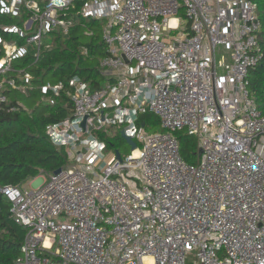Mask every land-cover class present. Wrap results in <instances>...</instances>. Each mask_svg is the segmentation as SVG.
I'll return each instance as SVG.
<instances>
[{
	"label": "built area",
	"instance_id": "built-area-1",
	"mask_svg": "<svg viewBox=\"0 0 264 264\" xmlns=\"http://www.w3.org/2000/svg\"><path fill=\"white\" fill-rule=\"evenodd\" d=\"M0 17L14 19L0 23V109L13 90L36 89L47 103L65 94L73 105L47 128L70 164L1 190L26 228L13 264H264V114L249 87L263 58L254 0H0ZM88 20L106 21L105 86L73 78L35 87L17 62L37 61L54 32ZM106 128L136 148L108 150L96 134ZM182 131L197 137L196 164L181 155Z\"/></svg>",
	"mask_w": 264,
	"mask_h": 264
},
{
	"label": "trees",
	"instance_id": "trees-1",
	"mask_svg": "<svg viewBox=\"0 0 264 264\" xmlns=\"http://www.w3.org/2000/svg\"><path fill=\"white\" fill-rule=\"evenodd\" d=\"M258 5V17L261 22L260 47L263 58L260 64L250 71V92L255 98L258 109L264 114V0H254ZM14 19L0 17L1 22H13ZM79 21L66 36L60 32L53 33L52 49L42 52L35 61L28 56L18 61L34 76V86L48 81L52 76L55 81L69 82L79 78L88 83L92 91L105 86L108 79L103 75L100 65L105 55L102 37L98 36L95 28L100 23L95 20ZM89 30L94 34L89 36ZM101 31V30H100ZM84 36L91 37L89 43H82ZM66 90H69L66 87ZM38 98L34 108L20 105L10 112L9 107L17 106V96ZM9 107L0 109V264H13L19 255L26 236V228L15 222L11 203L1 190L7 186L16 187L41 174L50 175L59 168L70 164L69 154L64 147L55 146L47 134V128L54 123L63 121L71 116L72 102L65 94L53 98V103L42 101V95L36 89L30 93L9 91ZM147 114L142 120L151 128H160L158 118ZM109 129V128H108ZM107 130L98 131V138L107 143V149L114 148V141L120 135L109 133ZM181 155L190 164H196L199 156L197 142L186 131L178 132Z\"/></svg>",
	"mask_w": 264,
	"mask_h": 264
},
{
	"label": "rangeland",
	"instance_id": "rangeland-1",
	"mask_svg": "<svg viewBox=\"0 0 264 264\" xmlns=\"http://www.w3.org/2000/svg\"><path fill=\"white\" fill-rule=\"evenodd\" d=\"M90 21V20H88ZM100 23V26L93 29L96 31V33L98 34V36L102 37V28L104 27V25L106 24V21H99ZM101 30V31H100ZM82 43L84 44H87L90 42L91 40V37L89 36H84L82 39ZM48 81H53L54 78L52 76H49L47 78ZM17 98V101L20 102V104L24 105V106H27L28 108H34L37 104H38V98L36 97H32V98H25L24 95H21L19 94V96L16 97ZM156 118V117H155ZM108 128H106L105 130H107ZM154 129V128H153ZM155 130H160L159 128H156ZM109 133L112 132L113 134H118V130L116 128H109L108 129ZM111 134V133H110ZM192 140L194 142H197V147H198V140H197V137L193 136L192 137ZM114 148L120 150V152L122 153V155H126L128 153H130L131 151V147L128 145V143L126 142V140L121 136V135H118L116 137V140L114 141ZM198 152H199V147H198ZM199 159V156L197 155V161ZM48 177V175L46 176ZM37 179V177H36ZM24 187H32V184L29 182V181H26L25 183L22 184V188ZM68 221L67 218H65L64 216H60L58 218H56V221ZM188 264H196L194 263L193 261L189 260L188 261Z\"/></svg>",
	"mask_w": 264,
	"mask_h": 264
},
{
	"label": "water",
	"instance_id": "water-1",
	"mask_svg": "<svg viewBox=\"0 0 264 264\" xmlns=\"http://www.w3.org/2000/svg\"><path fill=\"white\" fill-rule=\"evenodd\" d=\"M82 127L84 129H86V120H84V122L82 123ZM121 136L126 140V142L128 143V145L131 147V149H135L136 148V143L132 140V138L128 137L125 135L124 131L121 132ZM201 153V151H200ZM117 154V158L121 159V154L119 151H116ZM61 171V169L59 168L58 170L55 171V173H59Z\"/></svg>",
	"mask_w": 264,
	"mask_h": 264
}]
</instances>
